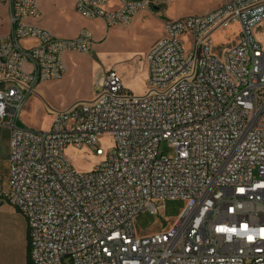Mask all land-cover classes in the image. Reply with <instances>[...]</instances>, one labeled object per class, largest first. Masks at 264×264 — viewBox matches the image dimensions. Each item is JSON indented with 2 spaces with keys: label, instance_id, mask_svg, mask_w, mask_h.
I'll list each match as a JSON object with an SVG mask.
<instances>
[{
  "label": "built area",
  "instance_id": "1",
  "mask_svg": "<svg viewBox=\"0 0 264 264\" xmlns=\"http://www.w3.org/2000/svg\"><path fill=\"white\" fill-rule=\"evenodd\" d=\"M171 1L77 0L75 9L109 29L142 12L164 15ZM3 3L0 124L11 138L0 205L26 218L30 264H264V0L166 20L145 58L144 95L126 90L115 70L101 71L95 98L53 111L48 130L23 126L22 113L93 36L58 38L31 22L42 15L35 0ZM234 25L237 39L215 51L213 33ZM69 147L102 161L77 172ZM169 200L186 202L180 217L138 235L136 218L158 215Z\"/></svg>",
  "mask_w": 264,
  "mask_h": 264
},
{
  "label": "rangeland",
  "instance_id": "2",
  "mask_svg": "<svg viewBox=\"0 0 264 264\" xmlns=\"http://www.w3.org/2000/svg\"><path fill=\"white\" fill-rule=\"evenodd\" d=\"M44 19L58 38H75L82 30L93 36V44L84 53L67 54V75L63 80L41 86L42 91L34 94L21 116V124L35 130H48L53 120V111L63 110L79 101L92 100L97 91V75L101 71L115 70L121 77L126 90L136 96L144 95L149 89L145 58L153 45L162 37L166 20L204 15L217 9L226 0H175L164 9V15H142L127 25L107 29L100 20H89L75 9L76 0H35ZM0 0V35L9 33V17ZM78 33V34H77ZM239 34L237 25L216 31L212 35L214 50L225 49ZM258 38L263 42L262 34ZM190 44L186 43L189 48ZM113 138L106 134L101 146L108 149ZM65 156L77 172L86 173L102 161L89 148L69 147ZM158 215L141 213L135 222L138 235L149 236L169 228L186 208L184 200L166 201L158 204Z\"/></svg>",
  "mask_w": 264,
  "mask_h": 264
},
{
  "label": "crops",
  "instance_id": "3",
  "mask_svg": "<svg viewBox=\"0 0 264 264\" xmlns=\"http://www.w3.org/2000/svg\"><path fill=\"white\" fill-rule=\"evenodd\" d=\"M174 1L175 0H172L169 5L173 4ZM6 12H7V8H6ZM148 14H152V13L150 12L139 13L138 15H136L133 21L137 20L139 16L142 15L146 16ZM6 18L8 20V12L6 13ZM31 22L46 30H49L56 36V34L51 30V27L46 23L44 19L39 18ZM163 34L164 31L162 33V36ZM4 36L5 34H1L0 38H3ZM61 37L66 38L65 36H61ZM67 73L68 72L66 70V74L61 80L65 78ZM48 83H52V82H46L40 84L36 88L35 94H37L39 91H42L41 86H44ZM32 97L30 98V100L32 99ZM10 138H11L10 129L7 126L0 124V184H5L8 177V170H9L8 158H9ZM0 264H30L27 220L13 206L7 203L0 205Z\"/></svg>",
  "mask_w": 264,
  "mask_h": 264
}]
</instances>
